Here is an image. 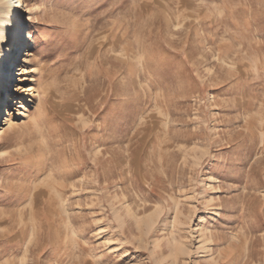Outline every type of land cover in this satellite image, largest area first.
Masks as SVG:
<instances>
[{"label":"rangeland","instance_id":"374dc122","mask_svg":"<svg viewBox=\"0 0 264 264\" xmlns=\"http://www.w3.org/2000/svg\"><path fill=\"white\" fill-rule=\"evenodd\" d=\"M24 1L0 264H264V0Z\"/></svg>","mask_w":264,"mask_h":264},{"label":"bare ground","instance_id":"6f19581e","mask_svg":"<svg viewBox=\"0 0 264 264\" xmlns=\"http://www.w3.org/2000/svg\"><path fill=\"white\" fill-rule=\"evenodd\" d=\"M24 6L27 7L24 0H16L15 4H11L10 0H0V107L3 104L2 100L7 94L9 78L12 75L11 69L14 65L18 68L21 61L23 65L19 68V73L16 74H20L18 78L19 83L16 86L17 90L22 89L25 92V99L28 95H33L38 91L32 83L25 84V82L33 80V72L37 71V68L31 59L32 50L35 47V36L32 33L31 27L27 29L29 16L26 15V12H29V10L28 8L25 9ZM22 48H24L25 52H23V55L18 56L17 53ZM14 59H17V64H12ZM8 60H11L10 64H7ZM15 98L18 99L16 94ZM15 102L16 100L11 97L10 103ZM4 104L6 113L0 133H4L6 126L11 125L14 110V106L12 107V105L8 106L7 104L6 107V101ZM21 105L24 109L27 107V103L25 102H21Z\"/></svg>","mask_w":264,"mask_h":264},{"label":"built area","instance_id":"2783aa9c","mask_svg":"<svg viewBox=\"0 0 264 264\" xmlns=\"http://www.w3.org/2000/svg\"><path fill=\"white\" fill-rule=\"evenodd\" d=\"M16 0H10L11 3H15Z\"/></svg>","mask_w":264,"mask_h":264}]
</instances>
